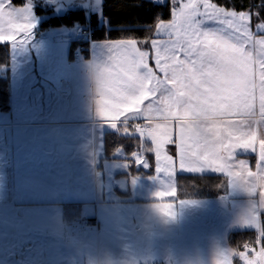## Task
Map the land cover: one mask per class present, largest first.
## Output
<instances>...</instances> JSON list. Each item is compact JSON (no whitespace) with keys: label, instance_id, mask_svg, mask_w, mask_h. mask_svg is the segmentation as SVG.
<instances>
[{"label":"crops","instance_id":"0c3cea01","mask_svg":"<svg viewBox=\"0 0 264 264\" xmlns=\"http://www.w3.org/2000/svg\"><path fill=\"white\" fill-rule=\"evenodd\" d=\"M78 1L74 0L76 7L82 8L77 5ZM80 2L83 5L84 1ZM10 7L17 6L11 3ZM37 26L39 24L31 30V36L20 33L15 41H0L11 44L12 106L7 112H0V137L7 148L4 170L9 178L8 202L11 208L24 216L31 208L59 205L57 207L64 210L60 212L61 226L75 223L74 217L81 215L83 209L94 208V217L86 219L87 224L79 222L83 226L75 227L76 231L86 233L91 239L95 232V245L96 242L99 245L95 264H225L226 260L228 264H244L239 256L228 252L234 249L229 236L233 232H258L245 226L242 218L251 200L259 201L261 189L257 188L256 195L251 197L242 188L233 187L232 178L225 172H215L207 167L201 172H188L186 164L184 170L180 168V173L174 171L171 176L157 172L158 162L153 151H150L154 156L152 176L123 175L131 165L124 152L127 166L113 173V181L109 184L107 171L102 170V166H107L104 147V155L100 156L102 153L99 155L96 146L99 133L104 143L107 133L121 132L141 137L136 134L135 125H146L147 121L128 119L125 123L126 114L115 120L110 118L108 97L97 79L98 65L107 62L105 42H93L86 57H74L71 56V44L64 38L77 35L80 27L40 30ZM249 27L256 33L251 20ZM155 36L157 40L167 39L164 33L157 31ZM137 47L149 52V66L157 75H162L156 69L151 43L147 50L138 44ZM253 54L259 55L256 51ZM97 101L101 103L97 104ZM147 103L145 101V105ZM227 119L240 121L244 117ZM254 119L258 123L253 127L260 138L264 136V120H260L259 115ZM172 124L173 142L165 145L164 151L175 158V166L179 168L178 126L175 121ZM141 138L153 148L150 138ZM239 159L247 160L248 168L256 171V153L240 150L236 153V160ZM143 166L138 167L145 169ZM101 171L105 173L102 184ZM179 174L223 176L226 180L223 194L181 203L176 199V177ZM167 204L172 205L167 211L176 213L174 218L162 215L155 207ZM101 210L104 218L108 216L104 222L99 217ZM259 214L262 220L264 209H260ZM109 218H112L110 224ZM57 235L47 236L46 240L57 243L61 238L62 241L67 239ZM78 242L76 248L85 254L87 243L84 239ZM262 247L260 242L255 247L250 245L248 250H234L246 251L252 256L250 249L259 251ZM76 248H70L69 254L73 255ZM56 255L53 253L54 257ZM63 263L57 260L51 264ZM83 264L88 262L85 260Z\"/></svg>","mask_w":264,"mask_h":264},{"label":"snow or ice","instance_id":"6c2138e0","mask_svg":"<svg viewBox=\"0 0 264 264\" xmlns=\"http://www.w3.org/2000/svg\"><path fill=\"white\" fill-rule=\"evenodd\" d=\"M96 3L100 5L101 0ZM10 4L11 0H0V41H15L20 33L31 36L36 27L30 3L20 8ZM255 15L258 22L253 33L248 12L218 7L212 0H187L173 10L170 21L160 19L155 25L157 33L167 36L150 41L156 69L162 75L149 66V52L137 47L136 39H121L105 41L107 62L98 65L97 79L108 97L111 119L126 114L125 123L128 119L147 121L135 128L155 145L148 151L156 154L157 172L169 176L174 172L173 158L164 149L173 142L175 121L182 170L187 164L188 172H201L205 167L225 172L232 178L233 187L242 188L251 197L256 195L257 188L261 189L259 201L251 200L242 218L245 226L258 230L255 242L259 244L260 238H264L259 214L264 209V136L258 138L253 125L258 123L254 119L257 115L264 120V18L259 13ZM254 51L259 53L258 57ZM233 74H243L249 81L244 92H229L220 87V78ZM232 116L244 119H227ZM124 131H128L127 127ZM240 150L257 154L255 172L248 168L247 160H236ZM138 162L143 164L144 160ZM234 168L239 171H233ZM155 207L164 216L176 215L167 211L171 204ZM243 247L249 249L248 244ZM250 250L252 256L246 251L228 252L239 256L244 264H264V247Z\"/></svg>","mask_w":264,"mask_h":264},{"label":"trees","instance_id":"16d2710c","mask_svg":"<svg viewBox=\"0 0 264 264\" xmlns=\"http://www.w3.org/2000/svg\"><path fill=\"white\" fill-rule=\"evenodd\" d=\"M220 7L237 12H248L252 16L251 23L255 27L256 13L264 18V0H212ZM15 6H24V0H11ZM102 17L98 19L92 11L85 9L71 10L65 15H54L52 9L36 7L35 13L40 17L47 16L40 23V30L46 28L80 27L90 29L93 42L117 41L121 39H136L138 45L147 50L149 42L154 39L155 25L158 20H171V2L156 3L152 0H101ZM144 41H148L145 43ZM11 44L0 43V112H7L12 106L11 91ZM88 48V44H84ZM77 44H71V56L77 50ZM84 50L83 56H87ZM75 57V56H74ZM145 147L146 158L149 161V170L138 167L133 156ZM150 144L136 135L124 133H107L104 150L106 159H111L118 149H123L131 162L128 177H148L154 174V156L148 149ZM225 178L220 175H185L176 177L177 201L205 200L223 194ZM264 224V222H263ZM258 237L257 231L233 232L229 242L236 251L244 249V244L253 247ZM264 247V238L260 239Z\"/></svg>","mask_w":264,"mask_h":264},{"label":"rangeland","instance_id":"374dc122","mask_svg":"<svg viewBox=\"0 0 264 264\" xmlns=\"http://www.w3.org/2000/svg\"><path fill=\"white\" fill-rule=\"evenodd\" d=\"M83 1V5L80 0L77 2V5L82 8L76 7L74 0H25L24 6L28 3L31 4L32 19L34 23L37 25L39 24V26L41 21L47 16L44 15L41 18L37 15L35 13L36 7H42L45 9L52 8L54 10V15H65V13H68L71 10L85 9L88 12L92 11L98 19H101V3L98 5L96 0H91L90 2L88 0ZM165 3L166 0H164V4ZM183 3H187V0H171L172 13L174 9L179 8ZM212 3L215 2L212 1ZM15 8L20 7L17 6ZM39 26H37L38 29ZM62 28L64 30L69 29L68 27ZM23 44H25V42ZM136 134H139V132ZM151 143L154 148L155 145L152 141ZM96 146L98 151H100L99 155L101 153L102 154L100 156L104 155V139L102 138L101 133L98 135ZM144 149L145 147H143L141 151L137 152L133 158L137 166H143L144 164L143 167L149 170V162L144 156ZM6 150V144L0 137V264H51L57 260L61 263L65 262L63 264H83L85 260L88 264H95L97 259V246H99L98 242H96L95 245V232L92 233L93 238L91 239V236H86V233H82L79 230L76 231L75 227L83 226L79 225V222L80 224H86L85 221L88 222L86 219L94 217V208L83 209L81 215L74 217V219H76V222L74 220L75 223L69 222V224H63L62 226L59 225L60 212H64V210L57 207L59 205L56 207L52 205H45L31 208L26 211L24 216L20 215L16 209L11 208L8 202V197L10 195V191H8L9 178L6 176V171L4 170V165L6 164ZM124 157H126L124 150L118 149L111 159H107V166H102V170L104 169L107 171V181L109 184L113 181V173L126 168L127 164ZM138 159H143L144 163H139ZM163 164L164 162L161 161L160 166ZM173 167L174 171H178V173H180L181 167L179 166V168H176L175 158H173ZM100 174V184H102V176H104L105 173L104 171H101ZM70 211L76 212V210L72 209ZM99 217L103 219L102 222H104V220H108V216H105V218L103 217L102 210ZM111 220L112 218H109V224L111 223ZM58 229H61L60 232H55ZM101 231L103 233V230ZM51 235L66 236L67 239L62 241L63 238H61L60 242L53 243L46 240L48 239L47 236ZM82 239H84L87 243V251L85 254H83L79 248H76V246L79 245L78 241H82ZM75 243H77V245H75ZM70 248H76L75 253H72L73 255L69 254ZM53 253L57 255L54 257Z\"/></svg>","mask_w":264,"mask_h":264},{"label":"clouds","instance_id":"9594fccd","mask_svg":"<svg viewBox=\"0 0 264 264\" xmlns=\"http://www.w3.org/2000/svg\"><path fill=\"white\" fill-rule=\"evenodd\" d=\"M219 85L221 88L229 92H244L249 85V81L243 74H233L232 76L221 77Z\"/></svg>","mask_w":264,"mask_h":264},{"label":"built area","instance_id":"2783aa9c","mask_svg":"<svg viewBox=\"0 0 264 264\" xmlns=\"http://www.w3.org/2000/svg\"><path fill=\"white\" fill-rule=\"evenodd\" d=\"M64 39L71 44H77L78 45V48L74 53L75 56H81L83 54L84 50H88L89 45H91V43H92L90 29L81 30L77 35L66 36ZM84 44H88V48L85 47ZM261 221L264 222V217H262ZM85 223H87V222L85 221ZM249 247H250V245H249Z\"/></svg>","mask_w":264,"mask_h":264}]
</instances>
